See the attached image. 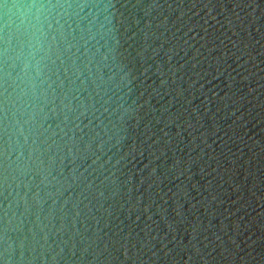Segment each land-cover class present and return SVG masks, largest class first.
<instances>
[{
    "label": "clouds",
    "instance_id": "1",
    "mask_svg": "<svg viewBox=\"0 0 264 264\" xmlns=\"http://www.w3.org/2000/svg\"><path fill=\"white\" fill-rule=\"evenodd\" d=\"M0 264H264V0H0Z\"/></svg>",
    "mask_w": 264,
    "mask_h": 264
}]
</instances>
